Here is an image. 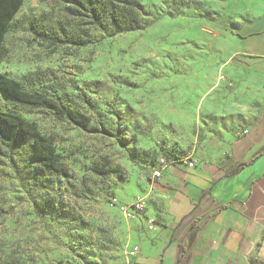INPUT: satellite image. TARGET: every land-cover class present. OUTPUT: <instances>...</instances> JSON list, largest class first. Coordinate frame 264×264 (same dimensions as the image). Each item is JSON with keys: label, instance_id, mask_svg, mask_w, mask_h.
<instances>
[{"label": "rangeland", "instance_id": "1", "mask_svg": "<svg viewBox=\"0 0 264 264\" xmlns=\"http://www.w3.org/2000/svg\"><path fill=\"white\" fill-rule=\"evenodd\" d=\"M115 1L138 3L140 31H115L107 13ZM261 2L97 0V28L67 0L24 1L0 73L91 123L0 92V111L34 123L69 172L44 168L27 144L13 148L0 136V264H136L166 212L156 170L185 158L197 168L239 167L240 141L264 129V83L238 59L237 32ZM38 31L92 43L55 45ZM139 199L144 211L126 217L122 208Z\"/></svg>", "mask_w": 264, "mask_h": 264}, {"label": "crops", "instance_id": "2", "mask_svg": "<svg viewBox=\"0 0 264 264\" xmlns=\"http://www.w3.org/2000/svg\"><path fill=\"white\" fill-rule=\"evenodd\" d=\"M261 1L255 18L239 28L235 51L250 75L264 83ZM239 144L240 165L233 175L217 166L189 168L186 162L163 171L153 185L167 200L163 223L155 226L136 264H264V129Z\"/></svg>", "mask_w": 264, "mask_h": 264}, {"label": "trees", "instance_id": "3", "mask_svg": "<svg viewBox=\"0 0 264 264\" xmlns=\"http://www.w3.org/2000/svg\"><path fill=\"white\" fill-rule=\"evenodd\" d=\"M25 0H0V64L4 58V42L10 26L22 8ZM72 6L74 15L88 14L95 21L92 25L103 28L100 21L103 9L98 7L97 0H67ZM121 4H124L121 7ZM135 1H115V5L107 7L116 32H134L142 29L138 16H133L132 11L138 8ZM38 38L51 44H71L74 46H88L92 42L81 37H67L66 39H56V37L38 31ZM0 92L6 96L35 106H45L50 108L54 114L60 118L68 119L74 124L87 128L91 119L86 114L77 109L71 108L59 102L55 98L47 97L41 93L31 92L13 78L0 73ZM0 136L4 138L9 146L17 148L27 144L31 158L44 168L53 170L65 176L69 175L68 170L62 162V156L57 152L55 146L37 129L36 125L27 121L21 115L11 111H0ZM237 169L229 172L233 175Z\"/></svg>", "mask_w": 264, "mask_h": 264}, {"label": "built area", "instance_id": "4", "mask_svg": "<svg viewBox=\"0 0 264 264\" xmlns=\"http://www.w3.org/2000/svg\"><path fill=\"white\" fill-rule=\"evenodd\" d=\"M189 158H185L183 160H180L179 162H186ZM189 168H193L194 164L192 162H186ZM163 176V171L161 170H156L153 173V177L156 179H161ZM145 209V201L144 199H139L136 202H134L133 204H131L128 207H123L122 208V212L126 217H133L135 215H141V213L144 211ZM147 225L149 229H153L155 226V223L153 220H148L147 221ZM136 253H134L135 255Z\"/></svg>", "mask_w": 264, "mask_h": 264}]
</instances>
